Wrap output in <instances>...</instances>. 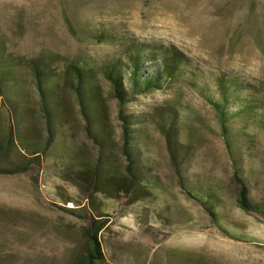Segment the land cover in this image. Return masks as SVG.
Segmentation results:
<instances>
[{"label":"rangeland","instance_id":"374dc122","mask_svg":"<svg viewBox=\"0 0 264 264\" xmlns=\"http://www.w3.org/2000/svg\"><path fill=\"white\" fill-rule=\"evenodd\" d=\"M241 182L262 213L264 0H0V264H264Z\"/></svg>","mask_w":264,"mask_h":264},{"label":"trees","instance_id":"16d2710c","mask_svg":"<svg viewBox=\"0 0 264 264\" xmlns=\"http://www.w3.org/2000/svg\"><path fill=\"white\" fill-rule=\"evenodd\" d=\"M164 58H167V56H165ZM174 61H178L176 57H173ZM164 64L162 65L161 67V70L158 71V75L154 78H149L145 83H144V87L145 88H151L155 85L156 82H159V80H161L162 78L164 79L165 77H170L173 75V69H172V66L170 67L169 64L171 63L170 61L168 62L167 59H164ZM110 70V69H109ZM107 76L108 78L110 79V81L114 84L115 86V90L118 92L119 94V98L121 100V103H122V106L123 105V100H125V96H126V93H125V89L123 87V84H121L120 82V79L119 77H115L114 75V72H112V70L109 71V73H107ZM48 82H49V79H48ZM136 85H138L137 81H136ZM221 88L223 87L224 89V94H223V97H224V100L226 101L228 99L227 95V90H226V86L225 83H221ZM142 86V85H141ZM222 123H223V126L225 128V124H226V120L228 119V116H229V113H222ZM121 117H123V114H121ZM226 129V128H225ZM240 187H241V190H240V204L241 206L248 210V211H252L254 210L250 205L249 203L247 202V191H246V188L243 184V182H241L240 184ZM256 211L258 214H260L261 217L264 218V211L261 213L257 210H254Z\"/></svg>","mask_w":264,"mask_h":264}]
</instances>
